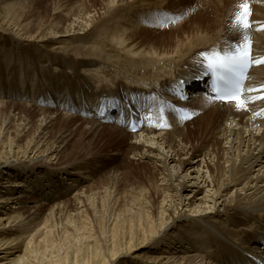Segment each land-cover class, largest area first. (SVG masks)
Returning <instances> with one entry per match:
<instances>
[{"label": "bare ground", "instance_id": "bare-ground-1", "mask_svg": "<svg viewBox=\"0 0 264 264\" xmlns=\"http://www.w3.org/2000/svg\"><path fill=\"white\" fill-rule=\"evenodd\" d=\"M229 1L203 0L202 5L195 6L200 0H191V6H185L186 9L184 10L186 12L187 10L190 11V16L186 17V12L183 10L182 15L185 17V22L187 20L190 22L195 18L194 25L192 23V27H194L191 30L192 36L185 37L183 41L174 42V48L169 46L164 51H152L153 46L148 47L151 43L145 46L146 44L137 41L139 33L148 31L146 27L155 30L162 28V25H158L160 21H157V24L153 17H147V12L152 8L163 7L164 0H103L98 5L96 3L95 5L85 6L80 12L74 14L71 19L69 16L70 20L67 18L68 21L66 20L67 22L63 27H59V24H63L61 21L64 22L61 19L58 24L48 27L49 29L37 31L33 34L29 32L28 27L26 29L25 26H21L19 16L17 17L19 20H17L11 14L16 11L14 9L19 5H12L13 7L10 9L7 5V9H5L8 26H15L14 30H18L14 35V40L22 45L33 41L39 44L55 45L54 50H59L60 53H63L62 55H66V58L75 59L76 64L71 66V69L76 76L80 75V69L83 67L97 66L94 63L96 60L97 62L98 59L104 61L105 54L108 55L105 53V49L109 44H112V46L121 47V53L129 51L128 53L134 55L133 59L130 60L121 58L122 63L120 64L123 65L121 73H128L131 76L139 75L141 76L139 79L150 80V83L140 80L139 88L133 86L128 88L116 84L121 88H117L112 92L108 91V94H111L108 99L100 97L102 94H106L102 93L98 87L91 84L84 86L83 84L80 92H87L93 105L85 99L79 106L81 113H75L82 118L84 112H92L94 108L104 105L105 100L107 103L111 102L109 101L110 97L118 100V102L113 103H120L126 107L137 96H152L157 110L150 113V119L147 117L146 124L139 133H129L115 124L111 126L100 124L101 122L96 118L99 110L95 111V115L92 114L89 117L92 118L90 120H82L76 115L68 116L67 113L55 112L51 108L62 111L57 105H54L59 98L50 94V90L43 94V92H31L30 89H27L31 95L30 98H32V95L39 94V100L43 101L44 97L51 99V103L46 105L49 106L47 110H43L44 108L39 110L29 105L7 104L18 106L29 112L32 110L37 114L40 113V119L44 122L41 125L42 128L53 126L58 119L75 120L85 124L81 133L84 136L83 138L92 137V140H94L108 136L107 138H113L119 142L131 137V141L128 142L131 159L136 163L152 165L159 173L160 185L163 186L164 191L162 194V208L168 218L166 220L162 219L163 221L159 227H152L150 230L145 228V240L141 242V247L148 243L153 246L157 241L159 246L156 248L163 247L161 252H158L161 255H153L154 257H152L156 264H248L255 259L264 261V120L255 117V112L264 107V66L254 69L250 74L247 85L249 92L246 94L244 107H240L237 102L223 104L198 94V97H195L193 101L180 103L184 108L195 114L197 119L194 118L191 124H188L190 120L184 121L176 118L167 109L170 103L175 102L174 91L183 85L180 82L182 80L194 82L197 78L202 77L204 59L212 56L216 51L227 49L223 47V43L229 42V39L233 37L230 34H232L237 18L235 14H237V10L242 12L240 7L231 8L230 5L234 0H231L230 3ZM246 4H249L254 10L252 16L254 25L248 29L238 26L233 30V34L235 33L238 36L242 30L244 36L250 37L254 41L255 55L264 56V30H260L264 26V0H249ZM79 8L81 7L79 6ZM195 8L197 9L193 13ZM135 9H140L144 21L141 25H144V27L137 22L136 19L139 16L138 14L134 16ZM56 14L58 13L56 12ZM169 14L176 17L172 12ZM159 17L160 15L157 16V19ZM177 17L175 19L179 20L180 17ZM206 19L208 22H205ZM26 23L28 24V22ZM102 25L104 27L100 28ZM106 27H110L111 30L106 32L104 30ZM156 33L158 32H154V34ZM92 41L95 43H92ZM143 45L145 46L144 51L136 50L142 48ZM108 56L111 58V55ZM108 61L113 62L114 60L110 59ZM62 63L63 61L59 64L55 62L54 66L63 67ZM48 69L44 70L50 72V69L49 71ZM141 70H144V72ZM56 72H59V70ZM60 73L65 75L69 72L63 68ZM54 74L56 73L54 72ZM122 83L123 80L121 79ZM106 84H102L103 89L112 88V85ZM69 91L72 90L67 89L66 94ZM16 93L23 94L19 91L14 92L13 95ZM0 105H5V102L0 103ZM225 107H228V109L226 110ZM64 109H69L70 113L75 112L77 110L76 102H70ZM28 113L22 114L23 116L24 114L27 115L24 117H28ZM166 116L177 119L180 127L174 129L173 124L166 119L163 121ZM219 121H221V124L218 126L217 122ZM24 122L20 137L24 136L25 132L30 129L31 122L29 123V120H24ZM195 123H198V129L195 132L190 131L192 127H188ZM189 132L197 135L196 142L189 136ZM41 135L36 139L34 145L27 147L24 150L25 152L23 151V156H21L23 160L7 159L4 165H0V167H11L13 169L8 174L10 177L24 175L23 179L27 181L10 179L5 183H0V194L4 193L0 196V211L7 209L10 211V213L0 217L1 233H4L2 231H5L6 224H8L9 231L19 229L24 234L31 232L33 228L38 226L41 218L40 211L47 204L45 205V202L33 195V188L38 183L47 181L46 175H44L47 172V167H57L55 163H58L60 157L64 158L62 156L63 151H66L75 134L71 130H66L59 137H56L51 144L48 142L50 138L46 137L47 134ZM84 140L81 142L83 143ZM206 146L210 148L204 153L203 147ZM89 156L86 158L90 159ZM86 161L90 160L86 159ZM172 163L177 165L175 167L174 165L171 166ZM81 164L75 160L69 161L66 166L55 169L62 170V174L54 173V175L61 177V179H66L64 176L69 177L70 179L67 180H73V183L67 184L75 187L76 184L74 183L79 182V179H89L88 172L81 167ZM18 166L21 168H18ZM183 168L182 172H186V175L181 176L179 171ZM191 174L194 177H191ZM30 185H33L32 190L29 187ZM231 190H233L232 194L230 193ZM84 193L85 191L77 192L73 197V205L77 211L84 207L83 203L87 200ZM66 200L61 201L65 203ZM186 201H188L187 204ZM60 203H56L55 206H52V209L60 210L59 208H61L64 210L66 206H64V203ZM29 205H33L31 209ZM184 209L185 213L189 211L190 214L185 215L182 213ZM60 211L62 213V210ZM171 213L174 215L173 219H171ZM5 222L7 223L5 224ZM178 224H184V227L189 228V233L187 230L181 231L177 226ZM174 227H177L178 232L181 233L166 238L165 236ZM42 230L38 229L35 234H39ZM191 231L194 232L190 233ZM201 232H204V238L203 236L202 238L195 237V234ZM22 236L24 237L23 234ZM35 238L37 239V236ZM15 253H17L16 248L6 246L3 242L0 244V261L4 264H16L18 260L11 259ZM112 255V258L107 260L105 264L113 263L115 259H119L120 255L123 254L119 252Z\"/></svg>", "mask_w": 264, "mask_h": 264}, {"label": "rangeland", "instance_id": "rangeland-1", "mask_svg": "<svg viewBox=\"0 0 264 264\" xmlns=\"http://www.w3.org/2000/svg\"><path fill=\"white\" fill-rule=\"evenodd\" d=\"M4 1L0 0V103L5 102V105H3L4 107L0 105V165H4V162L7 159L14 160L16 158L23 160V157H21L23 156V151L27 149V147L34 145L40 134H47L46 137L50 138L48 139L50 144L54 142L56 137H59L66 130L73 131V134L75 135L69 142L66 151H63V154L61 153L64 158L60 157L58 163H55L57 167H47V172L44 174L46 175L45 178H47V181L40 182L33 188V195L45 202V205L47 204V206L40 211V225L38 224V226L33 228L31 232L24 234V232L19 229H16L17 231L15 229L9 231L8 224L5 222V227H7L4 229L5 231H2L4 233L0 232V244L3 242L6 246L16 248L17 253L11 257V259L18 260L16 264H105L107 260L112 258L111 255L113 253L118 254L119 252L123 255H120L119 259H115V261L110 264H125L126 262V264H156L152 260V257L161 255V253L158 252H161L163 247L156 248L159 246L158 241L153 246H150L148 243L141 247V242L145 240V230L147 228L150 230L152 227H159L162 221L168 218L162 208V194L164 191L163 186L160 185L161 180L159 173L152 165H148L147 163H136L131 159L132 156L128 143L131 141V137H127L124 141L120 140L119 142L113 138V140L107 138L108 136L94 140H92V137L83 138L84 136H82L83 134L81 135V133L85 124L75 120L58 119L53 126L42 128L41 125L44 122L40 119V113L37 114L32 110L29 112L18 106L15 107L14 105L11 106L7 104L29 105L39 110L43 108V110H47V107L49 106L46 105L51 103V99L44 97L43 101L41 99L39 100V94H36L35 96L32 95V98H30L31 95L27 89H30L31 92H43V94L50 90V94L56 95L59 98L56 100L57 102L55 101L54 105H57L62 112L51 108L52 110L62 114L67 113L66 115L68 116L76 115V117L82 120H90L92 118H81L78 114L69 115L72 114L70 113L71 111L69 109H64V107L70 102L75 101L77 105L75 113H81L79 111V106L85 99L89 104L93 105L90 95L87 92H80L83 84L84 86H89V84H91L98 87L102 93L106 94H102L100 97L108 99V97L111 96V94H108V91L112 92L117 88H121L120 86H116V84L128 88L129 86L139 88L140 80L147 81V83H150V80L139 79L141 78L139 75L131 76L128 73H121V71H123L121 69L123 65L120 64L122 63L121 58L130 60L133 59L134 55H132L133 53H128L129 51L121 53V47L112 46V44H109L105 49V53L111 55V58L105 54L103 58L105 62L102 61V59H98V62L97 60L94 62L97 66L83 67L87 71L82 68L80 69V75L76 76L75 72H72L71 69V66H75L76 64L74 58H66V55H62L63 53H60L59 50H54L55 45L52 44H39L38 42L36 43L33 41L26 42L22 45L17 40L13 39L18 30H14L15 26H8V19L5 18V9H7V5L9 9L13 7L12 5H19L14 9L16 11L11 14L13 17H16L17 20L20 18L21 26H25L26 29L28 27L29 32L33 34L37 31L49 29L52 25L58 24V21H61V19L64 20V22L61 21L63 24H59V27H63L68 21L67 18L69 16L71 19L74 14L80 12L85 6L95 5L96 3V5H98V3H102L103 0H84L87 3L83 0ZM190 1L191 0H164V3H162L163 7L160 8L167 10L168 14L172 12L176 17H180V24L178 23L175 29L170 30H160L161 28L155 30L154 28L146 27V30L148 31L139 33L137 35V41H139V43L142 42L144 45L146 44L145 46H147L148 43H151L148 47L153 46L152 51H164L169 46L174 48V42L183 41L185 37H191V30L194 28L192 27V23L195 18L190 22L188 20L185 22V17L182 15L186 12L184 11L186 7L191 6ZM202 1L203 0H200L195 6L202 5ZM248 1L249 0H234L230 6L234 9L240 7L243 2L248 3ZM171 2L173 4H169ZM230 2L231 0L229 3ZM79 6L81 8H79ZM248 6L250 7L249 4ZM160 8H152L147 12L148 16H146H155L157 18V16L160 15L157 19V21H160L163 16V14H159L163 12ZM77 9L78 11H76ZM196 9L197 8L193 10V13H195ZM182 10L184 12H182ZM56 12L58 14H56ZM240 13L241 12L237 10V14L235 15L238 17ZM137 14L139 16L136 19L137 22L140 26L144 27V25H141L144 21L142 20L140 9L134 10V16ZM18 16L19 18H17ZM188 16H190V11L187 10L186 17ZM63 17L65 18L63 19ZM26 22H28V24ZM205 22H208L207 19ZM103 27L104 26L102 25L100 28ZM233 28L236 29L235 25ZM234 29H232V34H230L234 38L231 37L229 42L231 40H236L238 43H240V41H244L243 43H245L247 36H244L242 30V34L240 33L236 36L235 33L233 34ZM104 30L107 32L110 31L111 28L106 27ZM154 32H158L159 34H154ZM92 43L95 42L92 41ZM144 45L142 48L136 50L144 51ZM38 57H42L43 59H39ZM107 58L108 60L111 59L114 61L110 62ZM61 61H63V67L58 65L54 66L55 62L59 64ZM43 68L46 70L49 68L51 75L50 72H47ZM57 68H59V72H56L58 71ZM63 68L69 73H65V75L61 74L60 71ZM141 71L144 72V70ZM44 72L46 73L44 74ZM54 72L56 74H54ZM121 79L123 80L122 84ZM65 81L66 84L64 85ZM101 83L103 85L104 83H107L106 85H112V88L105 90L102 88ZM63 85L64 87L62 89ZM53 88L54 90L51 91ZM67 89H71L72 91H69L66 94ZM19 91L23 94L19 95L16 93L13 95L14 92ZM104 104H107V101H105ZM225 109L227 110L228 107H225ZM22 113H28L30 117H24L27 115L24 114L23 116ZM165 119L173 124L172 127L174 129L180 127L177 119L171 116H166L163 121ZM24 120H29V123L31 122L29 126L30 129L25 132L24 136L20 137V131L25 123ZM193 121L194 120L190 121L188 124H191ZM176 123L179 125H176ZM220 124L221 121L217 122L218 126ZM111 125L114 124H106L105 126ZM190 127H192L190 131L192 130L195 132L199 125L198 123H195L188 128ZM189 134L192 140L196 142L195 138L197 135L191 132H189ZM83 139L85 140L82 143L81 141ZM209 148V146L203 147V152H207ZM114 154L116 155L113 156ZM88 155H90V159L86 158ZM86 159L90 161L87 162ZM72 160L82 163L81 167L89 174V177L86 176L89 178L88 180L79 179V182L74 183L76 184L75 187L68 185L73 183V180H67L70 179L69 177L64 176L66 179H61V177L54 175V173L62 174V170L55 169L60 166H66V164ZM199 160H201V158H199ZM173 165L175 167L177 164L172 163L171 166ZM24 166L26 167V165ZM18 168L21 167L18 166ZM12 170L11 167H0V183H5L10 179H13L14 181H22L24 175L20 177L16 175L14 178L8 175ZM182 170H184V168L179 171V175H186V172H182ZM12 173L14 174V172ZM190 176L194 177L193 174ZM23 180L27 182L26 179ZM32 186L33 185L29 186L31 190ZM81 191H85L84 196L87 200L83 203L84 207L80 209V211H77L73 205V197L77 192L79 193ZM230 193L232 194L233 190H231ZM2 194L4 193H1L0 196H2ZM61 200L66 201L64 203V201ZM59 201L66 206L64 210L59 208L62 210V213L60 210L52 209V206H55L56 203H60ZM187 203L188 201H186V204ZM32 206L33 205H29V208L31 209ZM6 213H10V211L8 209L1 210L0 217L6 215ZM182 213L185 215L190 214L189 211L185 213V209ZM170 216L171 219L174 218L172 213ZM183 225L184 224H178L177 226H179L181 231L187 230L189 233V228L184 227ZM38 229L44 230L39 233L42 237H40L39 234H35ZM193 232L194 231H191L190 233ZM178 233L181 232H178L177 227H174L165 237L169 238L173 234L175 236ZM36 236L37 239L35 238ZM202 236L204 238V232L195 234V237L202 238ZM0 264H4V262L0 261Z\"/></svg>", "mask_w": 264, "mask_h": 264}, {"label": "snow or ice", "instance_id": "snow-or-ice-1", "mask_svg": "<svg viewBox=\"0 0 264 264\" xmlns=\"http://www.w3.org/2000/svg\"><path fill=\"white\" fill-rule=\"evenodd\" d=\"M242 12L238 15L237 19L244 27H248V17L251 15L249 6L246 3L240 5ZM209 60V69L214 72L227 71L231 72L237 64H242L245 67L251 64L250 45L248 48L242 50L238 56H222L218 53H213L211 57H206ZM257 63H264V60L257 61ZM236 99L240 107H244V101L239 99L238 93H233L232 97Z\"/></svg>", "mask_w": 264, "mask_h": 264}]
</instances>
